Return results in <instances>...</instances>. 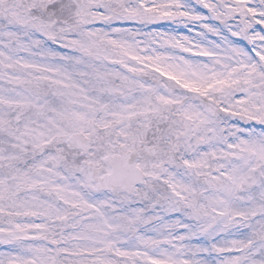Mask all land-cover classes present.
Returning a JSON list of instances; mask_svg holds the SVG:
<instances>
[{"label": "rangeland", "instance_id": "obj_1", "mask_svg": "<svg viewBox=\"0 0 264 264\" xmlns=\"http://www.w3.org/2000/svg\"><path fill=\"white\" fill-rule=\"evenodd\" d=\"M38 3L37 29H0V264H58L50 240L67 264L162 261L164 232L193 225L195 207L206 231L173 240L174 264H264V0ZM199 53L223 75L197 68ZM245 54L251 69L225 66ZM74 132L94 138L107 173L109 154L141 152L145 183L106 191L74 152L61 161ZM58 197L68 224L52 222Z\"/></svg>", "mask_w": 264, "mask_h": 264}, {"label": "bare ground", "instance_id": "obj_2", "mask_svg": "<svg viewBox=\"0 0 264 264\" xmlns=\"http://www.w3.org/2000/svg\"><path fill=\"white\" fill-rule=\"evenodd\" d=\"M156 1V0H154ZM186 36L182 35V34H178L176 35V38H178L179 40L181 39H185ZM207 53H204L201 56V53L194 55V61L192 62L194 65L197 66V68L204 70V71H209L211 75L213 76H221V74L223 75L224 72V68H223V64L222 63H218L216 65H212V63H206V60L204 59ZM246 55V54H245ZM215 60V59H214ZM225 66H246L247 68L251 69L253 66V63L251 62V59L249 57V54L246 55L243 58H239V57H235L233 60L226 62ZM233 67V68H234ZM169 71L171 72V70L169 69ZM167 73V72H166ZM182 86V85H180ZM179 89V87H177ZM187 109H190L191 112H193L195 115L199 116V112H198V108L197 105H187L186 107ZM201 117V116H200ZM216 151V149H215ZM207 152H204V154ZM198 159H200L198 157ZM202 189V190H201ZM201 189L198 190L196 192L197 197L200 200H206L208 198V195L210 194L209 192H206L203 190V187L201 185ZM59 204L55 205L54 211H53V215L54 218L52 219V222L55 223L56 220H60L63 219L65 224H68L69 222V218L67 216H65L64 210H63V204H62V200L60 197L57 198ZM253 205H256L257 202H253ZM195 214H196V222L193 225H190L188 227H184L186 224H180L175 226L176 227V231L178 232L177 235H172L171 232L165 231L164 233L166 234V240H168V242L165 244V246H162L160 249V259L162 261H158L156 259L153 258H148L145 257L144 255H139L138 257V262L135 263L134 261H129L131 262L130 264H174V263H179L182 260V255H181V249L179 247H177L176 245H174L173 240L175 239L176 241H182L184 240L194 229L195 232H197V234H204V232L206 231V228L204 227V224L200 223V219L203 216V211L201 208L199 207H195ZM120 213V211H119ZM211 217L213 218L214 223L217 225L218 223H222V224H226L225 222L222 221L220 214L218 213H211L210 214ZM81 216V215H80ZM83 216V215H82ZM33 215L31 213H26V219H33ZM150 224H153V220H149ZM117 220H116V216L114 217H110V215H105V225H104V231L106 233H112V228L114 227V225L116 224ZM83 227V226H82ZM242 231H243V227H242ZM227 234V232H226ZM239 239L243 240V236L242 234L238 236ZM215 237H212V242L214 244H216L215 242ZM196 244L198 242V240H195ZM51 245L56 248L58 250L57 255H58V264H67L62 260V254L64 249L61 247L59 241H51L50 240ZM106 248H107V255L108 258H114L117 259L120 256V253L116 250L115 245L112 241H107L106 242ZM66 252L69 253V255H72V253L74 254L75 251L74 250H67ZM76 254V253H75ZM164 262V263H162ZM203 264H211L209 259H206V257L204 258ZM98 264H117V263H108V262H99Z\"/></svg>", "mask_w": 264, "mask_h": 264}, {"label": "flooded vegetation", "instance_id": "obj_3", "mask_svg": "<svg viewBox=\"0 0 264 264\" xmlns=\"http://www.w3.org/2000/svg\"><path fill=\"white\" fill-rule=\"evenodd\" d=\"M39 1L40 0H0V29H16V25L17 29L22 28V25L26 23V20L28 21L30 27L33 25L34 28L37 29L36 22H41L43 18V11L41 7H39ZM86 1L87 0H80L81 5H84L83 3ZM19 32L22 33L21 31ZM18 51L11 54V57L16 61H20L21 57L24 55L21 50ZM68 139L69 136L64 138L67 142ZM94 151L96 150L94 149L89 155H84L81 151L70 147L68 154L61 155L60 159L61 161L67 159L68 157H71V153L74 152L75 157L82 159V163L85 164L89 160H92L96 164L102 166L103 163L99 156H95L94 158L91 156L94 154ZM157 155L158 154L156 152V156Z\"/></svg>", "mask_w": 264, "mask_h": 264}, {"label": "water", "instance_id": "obj_4", "mask_svg": "<svg viewBox=\"0 0 264 264\" xmlns=\"http://www.w3.org/2000/svg\"><path fill=\"white\" fill-rule=\"evenodd\" d=\"M144 116V114L132 116L131 120L137 121ZM73 138L72 142L82 147L80 135H76ZM85 145L86 151H88L91 148L90 140H85ZM136 158L137 156L135 154L129 155L127 153L109 156L107 162L113 171L111 174H108L101 179L103 188L114 190L115 188L120 187L122 189L133 191L135 186L143 183L146 176L141 169L137 167L135 163Z\"/></svg>", "mask_w": 264, "mask_h": 264}]
</instances>
